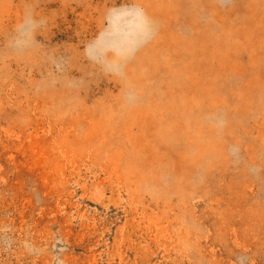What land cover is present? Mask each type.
Listing matches in <instances>:
<instances>
[{
	"label": "rangeland",
	"instance_id": "obj_1",
	"mask_svg": "<svg viewBox=\"0 0 264 264\" xmlns=\"http://www.w3.org/2000/svg\"><path fill=\"white\" fill-rule=\"evenodd\" d=\"M0 264H264V0H0Z\"/></svg>",
	"mask_w": 264,
	"mask_h": 264
}]
</instances>
